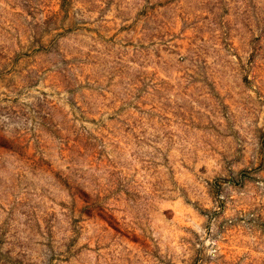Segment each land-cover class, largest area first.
<instances>
[{"label":"rangeland","instance_id":"1","mask_svg":"<svg viewBox=\"0 0 264 264\" xmlns=\"http://www.w3.org/2000/svg\"><path fill=\"white\" fill-rule=\"evenodd\" d=\"M0 264H264V0H0Z\"/></svg>","mask_w":264,"mask_h":264}]
</instances>
